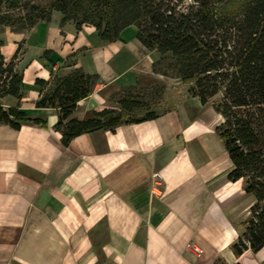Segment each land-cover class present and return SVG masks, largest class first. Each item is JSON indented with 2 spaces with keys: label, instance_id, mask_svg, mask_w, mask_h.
I'll return each mask as SVG.
<instances>
[{
  "label": "crops",
  "instance_id": "obj_1",
  "mask_svg": "<svg viewBox=\"0 0 264 264\" xmlns=\"http://www.w3.org/2000/svg\"><path fill=\"white\" fill-rule=\"evenodd\" d=\"M136 34L131 24L103 41L93 25L76 28L57 15L5 33L6 59L23 45L20 107L45 124H0V264H264V247L239 256L230 249L244 191L241 179L226 177L231 162L215 132L222 116L213 111L217 122L208 121L197 97L183 116L171 107L66 145L57 110L34 105L35 78L74 68L97 80L66 120L93 117L122 89L174 84L154 71L157 54Z\"/></svg>",
  "mask_w": 264,
  "mask_h": 264
},
{
  "label": "trees",
  "instance_id": "obj_2",
  "mask_svg": "<svg viewBox=\"0 0 264 264\" xmlns=\"http://www.w3.org/2000/svg\"><path fill=\"white\" fill-rule=\"evenodd\" d=\"M49 0L41 7L28 0H0V24L29 29L40 20H49L52 10L72 18L76 28L92 24L103 41H112L128 25L137 28L136 37L157 54L154 71L190 83L189 92L201 104L211 101L222 121L215 127L231 167L229 181L243 180V190L252 195L245 227L230 244L235 256L264 247V0ZM25 10L12 17L8 10ZM78 13L83 16L76 19ZM95 15L96 19L89 16ZM20 44L6 59L0 52V99L15 102L3 106L0 124L18 129L24 123L44 125L20 107L23 96V69L18 67ZM49 50L42 56L48 57ZM95 74L74 68L64 76L35 78L40 86L36 107L57 110L54 127L66 145L73 137L97 129L114 131L123 123L155 118L154 112L120 120L115 108H103L88 119L68 118L78 100L93 89ZM162 87V86H157ZM157 87H153L154 89ZM152 88V89H153ZM123 90V89H122ZM121 91V90H120ZM120 109L130 110L139 101L119 97Z\"/></svg>",
  "mask_w": 264,
  "mask_h": 264
},
{
  "label": "rangeland",
  "instance_id": "obj_3",
  "mask_svg": "<svg viewBox=\"0 0 264 264\" xmlns=\"http://www.w3.org/2000/svg\"><path fill=\"white\" fill-rule=\"evenodd\" d=\"M242 0H234L229 8L235 9L239 3H241ZM28 2H33L39 4L41 7L47 8L49 0H28ZM9 14H11L12 17H16L21 13V15H24L25 10L22 11L18 10H8ZM53 15L60 16L61 21L63 18V14L59 11L52 10L50 12L49 18H52ZM91 19H96L97 16L90 15ZM83 16H81L80 13H78L76 19L81 20ZM69 22H73L72 18L67 19ZM82 24H90L87 22H83ZM92 25V24H90ZM8 30L13 31H25L27 29L20 28L18 24H14V26H8L4 24H0V44L4 42V35ZM22 44H20V47L22 49ZM190 83L181 82L180 79H176L174 84L168 86V87H157L155 88H142V87H132V88H125L115 94L112 99V106L107 108H115L119 111V118L120 120L127 119L129 117H142L145 114L149 112L159 113L166 111L167 109L174 107L176 111L180 115H184L185 111L188 109H191L193 106V101L196 96H193L189 92ZM119 97H125L127 99H134L136 101H139V105L136 107L130 109V110H124L120 109L118 104ZM6 102H15L13 99L10 98H2ZM198 105V104H197ZM5 106V105H3ZM197 109H199L200 113L202 115H206V119L210 121L212 124H215L217 122V117L213 113V107L211 105V101H208L206 104H202L201 106H198ZM212 109V110H211ZM198 112V111H197ZM199 114V112L197 113ZM241 186L240 189L243 190V180L241 179L240 182ZM234 189L236 190V186H234ZM238 188V191L240 190ZM241 191V190H240ZM244 191V190H243ZM240 195L244 196L240 202L245 205V209L243 211H240L238 215L236 214V218H234V221H236V226L239 231V233H242L244 231L245 225L241 222L248 213V207L250 203L252 202V195L246 193L245 191L241 193ZM241 197V196H240ZM240 205V204H239ZM237 237V236H236ZM236 239V238H235ZM234 239V240H235ZM233 240V241H234ZM246 255H250L252 253L250 250L244 252Z\"/></svg>",
  "mask_w": 264,
  "mask_h": 264
},
{
  "label": "built area",
  "instance_id": "obj_4",
  "mask_svg": "<svg viewBox=\"0 0 264 264\" xmlns=\"http://www.w3.org/2000/svg\"><path fill=\"white\" fill-rule=\"evenodd\" d=\"M186 247H189L190 249H192L197 254L201 253V249L192 241L188 242L186 244Z\"/></svg>",
  "mask_w": 264,
  "mask_h": 264
}]
</instances>
